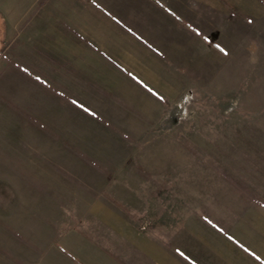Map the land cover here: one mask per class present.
Returning a JSON list of instances; mask_svg holds the SVG:
<instances>
[{
    "label": "rangeland",
    "instance_id": "374dc122",
    "mask_svg": "<svg viewBox=\"0 0 264 264\" xmlns=\"http://www.w3.org/2000/svg\"><path fill=\"white\" fill-rule=\"evenodd\" d=\"M33 1L0 0V264H35L95 213L152 227L258 186L264 0H213L205 36L126 61L80 38L49 53Z\"/></svg>",
    "mask_w": 264,
    "mask_h": 264
},
{
    "label": "crops",
    "instance_id": "0c3cea01",
    "mask_svg": "<svg viewBox=\"0 0 264 264\" xmlns=\"http://www.w3.org/2000/svg\"><path fill=\"white\" fill-rule=\"evenodd\" d=\"M34 1L45 7V19L35 14L33 25H45L49 53L69 52L80 38L111 60L121 51L139 59L147 46L161 52L165 43L181 44V35L205 36L196 14L206 18L204 7H213V0ZM255 175L258 186L216 211L176 214L169 223L141 228L133 214L95 213L93 226L63 230L35 264H264V170Z\"/></svg>",
    "mask_w": 264,
    "mask_h": 264
}]
</instances>
